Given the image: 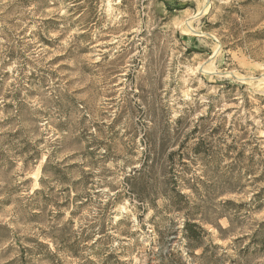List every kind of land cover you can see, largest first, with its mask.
I'll use <instances>...</instances> for the list:
<instances>
[{
  "label": "rangeland",
  "instance_id": "1",
  "mask_svg": "<svg viewBox=\"0 0 264 264\" xmlns=\"http://www.w3.org/2000/svg\"><path fill=\"white\" fill-rule=\"evenodd\" d=\"M80 1L0 0V264H264V0Z\"/></svg>",
  "mask_w": 264,
  "mask_h": 264
},
{
  "label": "trees",
  "instance_id": "2",
  "mask_svg": "<svg viewBox=\"0 0 264 264\" xmlns=\"http://www.w3.org/2000/svg\"><path fill=\"white\" fill-rule=\"evenodd\" d=\"M71 1L75 5L81 2L80 0ZM177 195L179 196V198L186 197L181 193H178ZM179 210L180 212L182 211L181 209ZM182 227L183 228L181 229V233L184 235L191 248H200L201 242L203 240L202 234L206 232L202 227V223L199 224L195 219H190V217H186ZM103 234L104 233H101L100 235ZM102 238L94 244H97L100 240H102ZM59 240L60 243L53 244L55 246L54 250H52L51 244L38 242H36L35 246L32 248H22L20 252V257L16 261L17 264H31L33 261H36L37 264H64L62 259H60L59 257L60 252L67 254L72 259L78 260V264H94L93 261L85 259L81 255L80 242H74L71 244L70 239L68 240L64 237L60 238ZM87 240L89 241V239ZM58 246H60V248H58ZM110 256L102 260L101 264H109L108 260L110 259ZM29 257H32V261H27L28 259H30Z\"/></svg>",
  "mask_w": 264,
  "mask_h": 264
}]
</instances>
